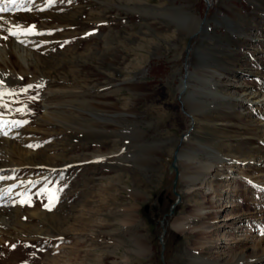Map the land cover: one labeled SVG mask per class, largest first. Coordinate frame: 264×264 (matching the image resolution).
I'll use <instances>...</instances> for the list:
<instances>
[{
  "label": "rangeland",
  "instance_id": "obj_1",
  "mask_svg": "<svg viewBox=\"0 0 264 264\" xmlns=\"http://www.w3.org/2000/svg\"><path fill=\"white\" fill-rule=\"evenodd\" d=\"M7 9L36 31L27 54L0 53L15 95L3 108L16 121L0 127V264H264V107L234 99L244 84L264 85V0ZM179 10L205 18L206 30L190 37ZM6 26L0 46L26 36ZM186 71L206 104L181 97L195 117L179 148L191 159L178 161L180 200L168 215L169 166L191 121L177 98ZM9 139L35 161L9 151Z\"/></svg>",
  "mask_w": 264,
  "mask_h": 264
},
{
  "label": "bare ground",
  "instance_id": "obj_2",
  "mask_svg": "<svg viewBox=\"0 0 264 264\" xmlns=\"http://www.w3.org/2000/svg\"><path fill=\"white\" fill-rule=\"evenodd\" d=\"M12 5H14V4H10V3L5 4L3 0L0 1V7H7L8 8V7H11ZM178 12H179L178 18H179L181 24L183 25V27H187L190 32H193V33L196 32L194 34H197L199 31L203 32V31L206 30V28L208 26L207 25V21H205L206 19L203 21V19L199 18L198 16H196L194 14H187L184 10H179ZM18 15H20V14H15V13L11 14V13H6V12H0V25H1L2 22L6 23L7 26H6V29L4 28V30H5V33L7 32L8 35H11L9 29H11L13 31L16 30V27H15L16 25H19V26H22V27H25V28L32 26V25H30L31 22H29V23L21 22V20L16 17ZM35 31H36V27H35ZM194 34H192V35H194ZM22 35H26L25 37H21V38H23V40H21V41H24V42H21L18 39L19 42L15 41L17 43L16 44V43H13L11 40H9V42H5V44H4L5 46H0V53L2 55H3V53H5V56L8 57V58L12 57V56H17L18 54L22 55V53H24V52H25V54H27L26 53V50H27V48H26L27 45L26 44H27V40H28L27 39L28 35L24 34L23 32H21L20 34H18L16 36H22ZM20 52H22V53L20 54ZM201 61H202V59H201ZM188 74H189V76L187 75V73H186L185 77L183 76V79H185V82H183V79H182V83H181V85L179 87L180 91L178 92V94H180V100H181V97H182V100H183V102L185 104L188 101H191L192 103H196V104L202 103V102H200L197 99V97L195 98L191 94V92L189 90V83H188L189 79H187V83H186V78L187 77L190 78V73H188ZM12 82H13V80H11V78H10V76L8 74H5V72H1L0 71V127L5 126V124H8L9 121H13L14 120L13 124L16 123L15 119H12L11 116H7L6 115L7 113L5 114V108H3V106H5V103L12 102V100H13V98L15 96V95H13V90H12V87L10 85V84H12ZM184 83L186 84V88H184ZM243 86H244L243 87L244 90H242L243 92L241 91L242 92L241 94H239L237 96H234V99L240 101L241 103L248 104V106H251L252 108L254 106H262V107H264V85H262L261 87L260 86L256 87L255 84L254 85L253 84H249V85H245L244 84ZM183 102L180 104V109H181V106H182L183 107V111H185V113L182 110L181 111L186 116H188L190 118V120L192 119L193 121H195V117H194L193 112L191 110L186 111L185 108H184ZM202 104H206V103H202ZM185 132H183V133H185ZM187 136H183L182 137L180 145H181V143L183 145V143L187 140V138H188ZM17 140L18 139H16V141ZM9 141H11V143H8V145H7L9 147V149L7 147V149L9 151L14 150L17 153V155L20 156L21 158H25L26 157L27 159H30L32 162L35 161L36 155L34 153H31L30 150L24 149L23 147H21V144L20 143H16V141H14V139L13 140L9 139L8 142ZM180 145H179V148H180ZM185 148L181 152L178 150L179 153L177 154V160H176L177 161V165H178L179 159L180 160L184 159V160H186V162L190 161V159H191L190 155L188 154V152H187V150ZM200 149L205 151L206 153H210L209 154L210 156L219 155L217 151H215L214 149H210L209 147H206V146H200ZM5 151L0 146V155L1 156L2 155L4 156ZM28 152L31 153L30 156H27ZM3 166H4L3 164H0V168L3 167ZM178 168H179V165H178ZM205 168L207 169V170L206 169L205 170L208 171V172L213 170L212 165H209V166L206 165ZM230 171H233V169H230ZM178 178H179V176H178ZM188 179H189V177H188ZM4 191H5V186L0 185V200L2 198V195H3ZM0 204H4V203L0 202ZM233 206H236L233 203V201H226V205L224 206V208L233 207ZM7 208L8 207L6 205H4V207L0 206V212L3 211V210H6ZM202 210L203 209H201L200 212H198V213H202ZM224 219L228 220V219H230V217H225ZM176 227L179 229L181 227V223H176Z\"/></svg>",
  "mask_w": 264,
  "mask_h": 264
},
{
  "label": "water",
  "instance_id": "obj_3",
  "mask_svg": "<svg viewBox=\"0 0 264 264\" xmlns=\"http://www.w3.org/2000/svg\"><path fill=\"white\" fill-rule=\"evenodd\" d=\"M205 20V18H203V21ZM196 35V34H194ZM194 35H190V37H193ZM189 45V43H188ZM186 73L187 71L185 72V74L183 75L184 77L186 76ZM183 82H185V79H183ZM184 88H186V84L184 83ZM177 98L179 99L180 101V104L182 103V101L180 100V94L177 95ZM181 110L183 111V107L181 106ZM185 113V111H183ZM193 124H194V121L191 119L190 121V127L187 129V131L185 133H182L180 138H179V142H178V145L176 146L174 152H173V160L172 162L170 163V170L174 172V178L172 180V190L173 192L175 193V195L177 196V199L171 204V207H170V213H168V215H170L172 212H173V209L174 207L177 205V203L179 202L180 200V195L179 193H177L176 191V184H177V180L179 179L178 178V174H179V168H178V165H177V154H178V150H179V145H180V142L182 140V137L183 136H187L190 131L192 130L193 128ZM161 226H162V233L159 237L160 239V243H161V258L163 260V249H164V242H163V235L165 233V227H164V220L162 219L161 222H160Z\"/></svg>",
  "mask_w": 264,
  "mask_h": 264
},
{
  "label": "snow or ice",
  "instance_id": "obj_4",
  "mask_svg": "<svg viewBox=\"0 0 264 264\" xmlns=\"http://www.w3.org/2000/svg\"><path fill=\"white\" fill-rule=\"evenodd\" d=\"M18 2L21 3V4H23L24 0H4V3L5 4H8V3L17 4ZM51 2H52V0H49V3H51ZM7 10H8L7 7H0V12H5ZM15 27H16V30L15 31L9 29L10 34L13 35V36L18 35L21 32H23L24 34H30V33H32V32L35 31V26L34 25L33 26H30V27H27V28L22 27V26H19V25H16ZM6 38L7 37H5V39ZM29 87H31V86H29ZM38 87H39V85H38ZM25 91H26V89H25ZM4 134L6 135V133H4ZM45 206L47 207V205H45Z\"/></svg>",
  "mask_w": 264,
  "mask_h": 264
}]
</instances>
